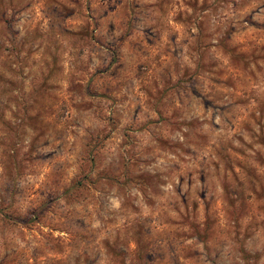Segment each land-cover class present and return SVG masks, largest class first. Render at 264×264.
<instances>
[{
  "label": "rangeland",
  "instance_id": "rangeland-1",
  "mask_svg": "<svg viewBox=\"0 0 264 264\" xmlns=\"http://www.w3.org/2000/svg\"><path fill=\"white\" fill-rule=\"evenodd\" d=\"M0 264H264V0H0Z\"/></svg>",
  "mask_w": 264,
  "mask_h": 264
}]
</instances>
